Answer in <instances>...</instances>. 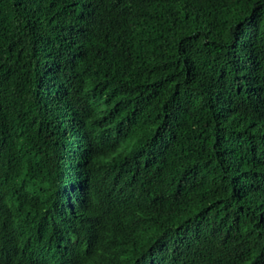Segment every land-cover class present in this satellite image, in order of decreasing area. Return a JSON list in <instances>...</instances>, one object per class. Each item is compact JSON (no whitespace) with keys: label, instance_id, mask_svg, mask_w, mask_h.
Here are the masks:
<instances>
[{"label":"trees","instance_id":"16d2710c","mask_svg":"<svg viewBox=\"0 0 264 264\" xmlns=\"http://www.w3.org/2000/svg\"><path fill=\"white\" fill-rule=\"evenodd\" d=\"M0 264H264V0H0Z\"/></svg>","mask_w":264,"mask_h":264}]
</instances>
